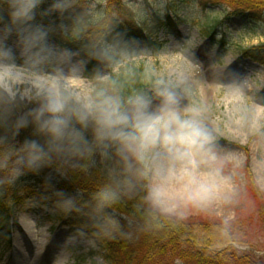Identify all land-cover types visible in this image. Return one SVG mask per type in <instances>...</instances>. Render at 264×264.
Returning <instances> with one entry per match:
<instances>
[{"label":"clouds","instance_id":"9594fccd","mask_svg":"<svg viewBox=\"0 0 264 264\" xmlns=\"http://www.w3.org/2000/svg\"><path fill=\"white\" fill-rule=\"evenodd\" d=\"M44 2L0 0V186L44 167L88 172L102 166L105 183L93 197L99 213L153 177L149 218L177 203L201 207L228 200L225 160L206 109L185 102L189 90L161 79L152 93L125 95L117 81L99 75L90 87L74 86L65 71L72 54L56 46L51 27L37 20ZM66 7L67 0H54L48 12ZM95 55L113 59L107 48ZM27 129L30 135L20 139ZM63 203L71 208L73 198ZM143 211L135 206L130 223ZM108 223L120 230L118 220Z\"/></svg>","mask_w":264,"mask_h":264},{"label":"rangeland","instance_id":"374dc122","mask_svg":"<svg viewBox=\"0 0 264 264\" xmlns=\"http://www.w3.org/2000/svg\"><path fill=\"white\" fill-rule=\"evenodd\" d=\"M126 1L133 4L140 22L151 20L157 14L165 17L174 4L178 7L177 20L171 29L160 28L158 36L165 44L161 51L152 53L138 41L131 55H123L122 61L111 71L134 65L143 68L140 78L144 84L161 79L182 83L189 90L185 102L197 103L206 109V123L225 160L224 174L230 178L228 200H215L201 207L177 203L166 214L226 222L243 219L249 223L247 233L251 244L257 245L261 231L254 218L251 221L254 198L249 193L246 168L251 170L264 197V66L245 57L244 49L264 44V26L249 24L238 17L223 20L215 30V40L211 41L201 29L214 18L223 16L221 8L202 9L198 0ZM53 2L45 0L44 3L51 7ZM105 5L106 0H89L87 8L94 24ZM56 12L62 14V11ZM59 27L64 33L73 32L62 22ZM52 42L72 54L65 68L71 83L90 87L96 78L85 76V56L55 39ZM98 75L108 77L109 72L102 69ZM150 91L153 92V87ZM155 179L148 181V191ZM36 184L30 173L25 172L14 183L0 186V196L8 201L16 197L18 201L13 203L20 208L13 214L15 222H12L10 235L7 231L0 241V264H103L100 247L83 235L75 216H62L63 209L54 198L43 201L32 196Z\"/></svg>","mask_w":264,"mask_h":264},{"label":"trees","instance_id":"16d2710c","mask_svg":"<svg viewBox=\"0 0 264 264\" xmlns=\"http://www.w3.org/2000/svg\"><path fill=\"white\" fill-rule=\"evenodd\" d=\"M67 3L68 7L62 10V14L48 12L51 7L43 3L38 10L37 20L51 27V39L77 49L85 56V76L94 79L105 69L109 72L108 77L120 84L125 95L152 93L150 88L155 83L147 85L141 81L143 68L132 65L120 67L117 72L111 70L122 61L123 55H131L138 41L152 53L161 51L165 44L159 39L158 32L160 28L168 30L175 26L177 5H172L165 17L157 14L151 20L140 22L136 19L137 11L132 3L106 0L100 18L94 24L87 8L89 0H67ZM198 6L212 10L221 8L223 11L221 18H214L213 22H207L208 26L201 29L202 34L209 36L211 41L215 40L217 27L235 17L249 24L264 26V0H198ZM42 12H48V15H40ZM60 14L62 19L59 18ZM178 21L183 19L178 18ZM60 22L73 32L64 33L59 27ZM223 42L224 39L221 40ZM105 48L112 52V60H102L95 55ZM244 55L264 66V44L244 49ZM30 131L24 130L20 139L30 135ZM246 169L249 193L254 198L251 221L254 218L261 231L257 245L251 244L248 238V221L240 218L226 222L209 218H179L162 212L149 218L146 203L148 181L142 182L131 197L126 196L119 204L104 209L103 213L97 212L93 197L105 183L102 166L88 172L71 169L61 172L52 166L28 173L37 183L32 196L43 201L48 197L54 198L63 209L62 216H75L83 235L100 247L103 264H264V197L251 170ZM61 193L63 195H59ZM66 197L73 198L71 208L64 206ZM17 201L14 196L10 201L0 196V240L10 230L13 214L20 209L14 204ZM137 205L144 211L130 223ZM109 218L119 221V231L112 230ZM245 246H249V249H244ZM257 251H261V255Z\"/></svg>","mask_w":264,"mask_h":264},{"label":"bare ground","instance_id":"6f19581e","mask_svg":"<svg viewBox=\"0 0 264 264\" xmlns=\"http://www.w3.org/2000/svg\"><path fill=\"white\" fill-rule=\"evenodd\" d=\"M16 249H17V250L20 249V248H19V245H17ZM18 251H20V250H18Z\"/></svg>","mask_w":264,"mask_h":264}]
</instances>
